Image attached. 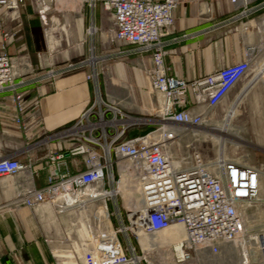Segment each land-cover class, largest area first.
<instances>
[{
  "label": "built area",
  "instance_id": "obj_1",
  "mask_svg": "<svg viewBox=\"0 0 264 264\" xmlns=\"http://www.w3.org/2000/svg\"><path fill=\"white\" fill-rule=\"evenodd\" d=\"M77 1V9L66 11L88 12L94 19L100 9L101 22L108 20L105 30L94 22L86 28L90 35L100 31L108 47H117L108 58H138L155 99L153 112L134 115L128 103L103 95L95 64L87 75L95 82V98L69 126L48 132L39 114V95L29 98L26 90L25 75L35 70L17 68L20 59L21 65H30L29 56L10 54V32H2L0 94L8 96L26 142L23 149L0 155V177L26 172L33 179L48 171L44 187L29 182L15 202L32 209L48 207L56 218L68 216L63 251L70 264H264V168L220 156L210 147L207 131L225 122L242 92L233 101L229 95L258 69L264 56V14L254 24L258 43L246 48L241 61L186 79L171 75L165 64V37L174 33L181 0ZM227 1L237 10L223 23L232 25L230 32L248 28L249 17L264 8V0ZM26 2L0 0V8L18 19L16 13ZM30 2L47 25L57 0ZM86 64L69 61L40 79L56 80ZM222 105L225 109L219 112ZM142 125L153 129L126 137ZM30 150L42 153L28 156ZM110 202L115 211H110ZM172 228H177L173 237H161ZM143 237L148 238L145 243Z\"/></svg>",
  "mask_w": 264,
  "mask_h": 264
},
{
  "label": "crops",
  "instance_id": "obj_2",
  "mask_svg": "<svg viewBox=\"0 0 264 264\" xmlns=\"http://www.w3.org/2000/svg\"><path fill=\"white\" fill-rule=\"evenodd\" d=\"M60 1L63 7L78 8L77 0ZM31 8L29 7L26 11L23 9L27 29L24 30L18 25L17 30L10 31L6 42L10 54L14 56L22 53L28 54L31 67L30 65H21L22 59H20L17 68L19 71H26L27 68L35 70L25 75L28 80L26 90L30 93L29 98L39 95L41 100L39 114L43 125L48 132H55L73 123L95 98V84L86 78L87 73L93 71V67L86 64L76 70L64 73L56 80H41L40 76L48 69L61 68L66 64L55 61L56 55L54 54L60 45V40L54 33L47 35L41 18L36 10ZM236 12L235 7L227 0H181L176 10L174 33L165 37V48L168 51L165 56V64L169 68L170 74L192 79L241 61L245 56L246 48L258 43L254 24L263 16L264 8L249 17L248 28L238 27L237 30L230 32L229 27L232 25L223 26V23L233 17ZM74 14L75 21L69 23V26L73 27L72 30H69L70 42L67 41V43L71 44L72 40H75L77 48L78 44L83 46V52L86 46L87 50H90V46L96 47L97 33L95 35L87 34L86 28L91 22H94L97 27L101 25L100 9L96 10L94 19L88 12L83 15ZM11 15H13L11 12L0 8L2 27L10 29L12 22L18 21V19L22 20L20 12L16 13L18 19H12ZM62 30L68 36L64 26ZM2 32L0 25V44L5 40ZM182 34L187 36L182 37ZM98 44L100 45V42ZM136 59L138 58L134 57V60ZM95 60L96 58L92 57L90 62L94 63ZM260 62L258 68L261 65ZM146 63L149 65L150 60L147 59ZM256 71L250 74L247 82L239 89L242 94L236 99L224 124L220 126L231 124L232 119L239 113L237 105L243 98L255 91L259 81L252 84L264 77L262 71L258 70L257 73ZM106 72L114 85L128 91L131 100L129 109L134 115L145 116L153 111L152 99L146 90L144 71L140 66L132 65L127 60L109 62L106 65ZM101 78L105 83L104 77L101 76ZM249 88L250 90L246 94ZM101 92L105 95L107 87L102 88ZM13 116V107L8 96L0 94V155L21 150L25 145L26 137L15 124ZM30 117L29 114L27 116L29 122H31ZM207 130L220 135L225 132L223 129L217 128ZM37 131V127L32 125L31 132L36 134ZM229 134L237 141L247 144L243 147L257 146L241 136ZM41 153L42 151L30 150L27 154L38 157ZM27 154L21 156L23 161L28 157ZM253 164L261 165L264 168V161ZM47 176L48 171L42 170L33 179L26 172L0 177V264H59L57 250L63 253L65 248L63 243L65 239L62 237L63 232L60 228L61 219L53 216L48 207L32 209L23 202H15L17 196L27 188L29 182L36 188H42L47 183ZM51 225L54 227V232L51 230ZM59 238L60 241H57ZM54 241L64 247L56 249Z\"/></svg>",
  "mask_w": 264,
  "mask_h": 264
},
{
  "label": "rangeland",
  "instance_id": "obj_3",
  "mask_svg": "<svg viewBox=\"0 0 264 264\" xmlns=\"http://www.w3.org/2000/svg\"><path fill=\"white\" fill-rule=\"evenodd\" d=\"M52 6L53 7L51 10V13H49V18L47 20V25H45V28L47 29V32H48L47 35H49V33H54L56 38L59 39L61 42V43L59 42L60 45H58L59 47L57 48L54 54L56 55L55 61L59 63L64 62L65 64H68L69 61L77 62L78 60L79 62V61L84 60L87 62V64L91 65L94 68H95L94 65L96 64V72L98 73V79H96L97 85L99 84L101 89L105 88L106 86L107 93L110 96L119 98L125 104L128 103L127 106L129 107L131 100H130L128 91L126 89L119 88L117 85H114L112 83L109 75L106 72V65L109 62H121V61L124 62V60H127V62L131 63L132 65L140 66L139 61L137 59L134 60L135 56H131V57L114 56V57L108 58L109 55L110 56L111 54L114 55L113 53L117 51V47H115L114 45H110L108 47V45L105 44V35L103 34L102 36L101 32L99 31L97 32V35H96V41L98 43L100 42V45L97 43L95 50H94L95 56H93L96 58V60L94 63L90 62L92 55H91V51L89 49L87 50V46L85 47V51L83 52L82 51L83 46L78 44L79 47L77 48L76 47L77 42L75 40H72L71 44L67 43V41L70 42L69 40L70 31L69 30H72V27H73L71 25L69 26V23L71 24V21H75V17H76L75 14L72 13V11H66V10H70L71 8L63 7L60 0H57V2H53ZM29 7L30 8L32 7L34 10V6L30 2V0H27L26 4L24 6H21L18 11L22 15V20L18 19V21L16 20L12 22L10 29L2 27L3 21H0V25H1L3 32H6V31L14 32L19 27L26 30L27 28L25 27V18L23 17V9L26 11L29 9ZM62 9H64V11H61ZM106 25H108V20L104 18L99 28L105 30ZM63 26L67 30L68 36L62 30ZM84 38L86 39L87 36L85 35ZM90 47L92 48L93 46H90ZM90 47L88 46V48ZM82 52L83 54H81ZM130 58L132 59L130 60ZM260 61L261 62L264 61V56L260 59ZM102 68L104 70L103 73H102ZM101 73L104 75H102ZM91 74H93V71L87 73V75H91ZM101 76L104 77L105 83L102 82L103 79L101 78ZM248 79L249 77L233 90V92L229 95V99H230L229 101H233L236 98L237 94L239 93V89L241 88L243 84H245V82H247ZM88 80H92V79L89 78ZM254 84H256L257 86L254 89L255 91H253V94L248 95L247 97L243 98L241 102L238 104L237 110L239 113L232 119L231 124L227 126H220L224 124L223 121H221L219 126L216 127L217 129H223L226 133L224 132L223 135H220V134L207 130L212 136V139L209 138L208 143L210 144V147H212L213 151L215 152L219 151L220 156H226L229 159L244 160L251 164L256 163L258 161L259 162L264 161V77L256 80V82H254L252 85ZM146 86H147L146 90L148 91L147 82H146ZM250 88L247 90L246 94L249 92ZM149 94L151 96V99H153L152 102L155 101L152 94L151 93ZM223 109H225V105H222L219 107V112H222ZM152 112L148 113L145 116L148 117V115L152 114ZM152 129H153V126L142 125V126H138L137 128H135V133L138 135L144 134L145 132L152 130ZM229 133H231L234 136H241L242 138H245L251 143L257 144V146L243 147V146H247V144L237 141V139L235 137H232ZM109 208H110V211H115V207L112 202L109 203ZM58 217L61 219L59 220L61 224L60 228H62L61 230L63 232L62 237L67 238L66 229H68L69 227L70 219L65 214L64 215L59 214ZM113 224L115 226L119 225V222L115 217H113ZM51 230H53L54 232V227L52 225H51ZM73 236H74V233L71 235V237ZM120 238H121L123 245L127 247L125 235L124 234L120 235ZM132 240L135 246H137V242H135L134 239ZM57 241H60V238L57 239ZM56 242L54 244L55 248L58 247L59 249H62V247H64V246L59 245L58 242L57 243ZM66 242H67V239H66ZM64 253L65 252L62 253L59 250H57V255L59 256V258L60 257L64 258V259H60V263L70 264V262L67 259H65L67 257ZM141 264H147V263L146 261H142Z\"/></svg>",
  "mask_w": 264,
  "mask_h": 264
},
{
  "label": "bare ground",
  "instance_id": "obj_4",
  "mask_svg": "<svg viewBox=\"0 0 264 264\" xmlns=\"http://www.w3.org/2000/svg\"><path fill=\"white\" fill-rule=\"evenodd\" d=\"M261 65L259 66V68L257 69V71H262L263 72V76H264V61L263 62H260ZM256 71V73H257ZM177 232V228H172V229H169L168 231L164 232L161 237H173L175 235V233ZM148 240L147 237H143V243H145L146 241Z\"/></svg>",
  "mask_w": 264,
  "mask_h": 264
},
{
  "label": "trees",
  "instance_id": "obj_5",
  "mask_svg": "<svg viewBox=\"0 0 264 264\" xmlns=\"http://www.w3.org/2000/svg\"><path fill=\"white\" fill-rule=\"evenodd\" d=\"M150 131V130H149ZM148 132V131H147ZM147 132H145V133H147ZM144 133V134H145ZM135 135H138V134H136L135 133V129H133V130H130L129 132H127V134H126V137H132V136H135Z\"/></svg>",
  "mask_w": 264,
  "mask_h": 264
}]
</instances>
